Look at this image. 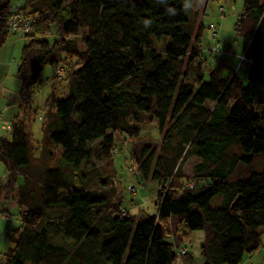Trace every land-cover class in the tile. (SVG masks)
Returning a JSON list of instances; mask_svg holds the SVG:
<instances>
[{"label": "trees", "instance_id": "1", "mask_svg": "<svg viewBox=\"0 0 264 264\" xmlns=\"http://www.w3.org/2000/svg\"><path fill=\"white\" fill-rule=\"evenodd\" d=\"M190 10L184 0H0V51L12 25L32 30L17 74L20 117L0 137L9 184L0 209L12 214L14 201L19 220L0 264H193L178 249L197 231L207 264H242L264 248V0H244L236 24L247 77L205 72V24ZM47 66L56 80L66 69L68 85L60 97L52 89L36 141L34 95ZM150 118L161 146L132 154L138 181L159 185L156 213L124 215L104 189L110 177L93 189L89 168L97 152L115 161L118 135L128 142ZM190 156L201 160L192 178L181 169Z\"/></svg>", "mask_w": 264, "mask_h": 264}, {"label": "rangeland", "instance_id": "2", "mask_svg": "<svg viewBox=\"0 0 264 264\" xmlns=\"http://www.w3.org/2000/svg\"><path fill=\"white\" fill-rule=\"evenodd\" d=\"M11 3L14 8H19L26 3V0H11ZM203 7H205V10L202 17L201 13L203 12ZM243 10L244 0H207L206 5L205 0H201L199 5L191 8L192 19L196 22L203 20L205 24L204 36L202 38V60L206 61V63L204 61V65L206 66L205 72L211 69H217L220 71L222 78L228 76L232 77V74L236 75L237 73L240 77H247L248 71L245 68H240L244 60L242 56L243 40L236 32V24ZM31 32L32 30L30 29L28 34L22 33L19 37L13 35L9 36L7 40L8 44H4L0 52V68H2V73L0 74V111H2L3 114L0 113V117H2V120H0V137L5 135V131L2 129L3 123L8 124L11 128V123L8 120L13 116L14 110L6 111L5 109L6 105L14 106L17 104L21 90V82L17 76L18 67L22 57L24 43L26 44L32 38ZM52 33H56L54 28ZM51 35L52 34L49 33L50 37ZM78 42L79 48L84 50L85 46L81 42L80 37ZM216 47H218V49H216ZM215 51L216 53H214ZM69 66L65 67L69 68ZM65 70L66 69H61V75H59L60 79L57 78V80L54 76L55 70L52 66L45 67L42 72L40 83L36 87L34 95V109L36 111V114H34L35 121L31 123L32 134L36 141H40L43 136L42 118L45 114V103L52 89L55 88L58 91L59 97L63 96L67 90L68 82H65L62 78V76L67 74ZM17 117H20L19 113H17L13 119ZM139 134V136L129 138V143L119 134L117 137V142H119L118 146H116L117 152H115L113 156L115 161L111 163L106 160L102 153L97 152L94 156L93 163L95 168H89L93 171V178L91 181L92 188L99 189L105 186L100 184V178L105 176H108V178L110 177V182L104 189L109 191L115 190L111 205L113 203L118 204L121 206L122 214H136V217L143 216L147 213L150 215L156 213L155 202L159 192V185L157 182L142 183L141 178L140 181H138L139 178L137 174L139 173V165L135 156L132 154V149L135 148L137 150V147L144 143H150L159 148L162 142V135L158 130L157 122L152 118L146 119V121L141 124ZM126 143L128 144L126 145ZM200 161L201 160L197 157L190 156L189 159L184 162L181 169L186 176L192 178L193 168L200 163ZM114 167L116 168V172L114 171ZM21 178V175H19L18 180ZM6 180L5 167L0 163V188L6 187L7 189V187H9V184L8 186L6 185ZM17 185L16 183L12 185V197H14L16 191H18ZM195 186L196 183L190 181L186 184L185 188L192 189ZM0 195L7 196L6 190L1 191ZM1 200L0 198V201ZM11 206L12 208H10V210H13L12 214H5L2 212L3 208L0 209V256H3L1 252L5 251L8 247V235H16V232L12 230L17 229L19 223L18 217L14 214L18 208L17 204L13 201ZM109 209H111L110 206L107 211ZM168 235L170 236L171 234L168 232ZM170 238L171 237H169V239ZM205 239L206 231L194 232L193 236L187 239L189 241L185 243L187 247L181 245L178 250L191 253L194 258L193 264H207L206 258L201 254V247ZM262 250H264V248ZM185 254L180 255L184 257L186 256ZM256 254L252 263L264 264V252L261 253L260 251ZM248 256L249 255H246L244 260H248ZM183 261L185 262L186 259Z\"/></svg>", "mask_w": 264, "mask_h": 264}, {"label": "built area", "instance_id": "3", "mask_svg": "<svg viewBox=\"0 0 264 264\" xmlns=\"http://www.w3.org/2000/svg\"><path fill=\"white\" fill-rule=\"evenodd\" d=\"M26 22H29V21L23 22V20H20L19 24L21 25V27H20V25L18 26L16 24L12 25V28L10 30L11 34L15 37H19V35L22 33L28 34L30 32V26H29V23H26ZM216 49H218V47H216ZM0 120H1V117H0ZM3 129L4 130H10V127L8 124L3 123ZM179 252H180V254H185V251L180 250Z\"/></svg>", "mask_w": 264, "mask_h": 264}, {"label": "crops", "instance_id": "4", "mask_svg": "<svg viewBox=\"0 0 264 264\" xmlns=\"http://www.w3.org/2000/svg\"><path fill=\"white\" fill-rule=\"evenodd\" d=\"M11 43V42H10ZM6 44H8V41L6 42ZM5 44V45H6ZM1 52V51H0ZM2 73V68H0V74ZM1 76V75H0ZM17 103H18V101H17ZM18 104H15L14 106H11V105H6V111H10V110H14V113H13V116L8 120V121H10L11 119H13V117H15V115L17 114V113H19V111H18ZM16 111H18V112H16ZM0 113L2 114V111H0ZM3 115V114H2ZM1 120H2V117H1ZM2 129H3V127H2ZM4 130V129H3ZM5 131V130H4ZM261 251V253H263L264 252V250H259L258 252H260ZM257 252V253H258ZM257 254L256 253H254V254H252V255H249L248 257V260H244L243 261V263L242 264H254V263H252V261H253V259L255 258V256H256ZM254 256V257H253Z\"/></svg>", "mask_w": 264, "mask_h": 264}, {"label": "clouds", "instance_id": "5", "mask_svg": "<svg viewBox=\"0 0 264 264\" xmlns=\"http://www.w3.org/2000/svg\"><path fill=\"white\" fill-rule=\"evenodd\" d=\"M201 2V0H191L190 3H186L184 0V9L188 10L196 5H199V3ZM171 14H175V12L171 13ZM145 27H150V21L145 20L144 21Z\"/></svg>", "mask_w": 264, "mask_h": 264}]
</instances>
